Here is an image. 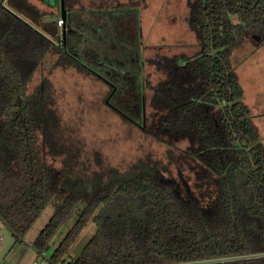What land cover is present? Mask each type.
<instances>
[{
    "label": "trees",
    "instance_id": "trees-1",
    "mask_svg": "<svg viewBox=\"0 0 264 264\" xmlns=\"http://www.w3.org/2000/svg\"><path fill=\"white\" fill-rule=\"evenodd\" d=\"M69 3L59 25L60 9L0 0V217L16 242L60 189L64 199L33 240L34 257L83 205L48 264L65 258L90 220L94 233L69 264H264V146L233 65L236 48L264 41V0H187L198 50L146 58L161 77L144 80L140 127L166 142L177 178L144 164L86 186L73 170V142L61 141L48 78L28 87L47 55L56 56L52 67L93 72L73 53L82 37L65 27L75 21ZM180 141L185 148L174 151Z\"/></svg>",
    "mask_w": 264,
    "mask_h": 264
},
{
    "label": "rangeland",
    "instance_id": "rangeland-1",
    "mask_svg": "<svg viewBox=\"0 0 264 264\" xmlns=\"http://www.w3.org/2000/svg\"><path fill=\"white\" fill-rule=\"evenodd\" d=\"M30 1L56 14L61 10L54 0ZM116 2L138 4L126 8L111 6ZM107 3L111 5L108 7L105 5ZM69 4L68 8L75 19L73 25L82 37L78 58L83 64L103 59L100 61L101 68L105 70L109 69L107 64L110 60L123 64L126 69L137 74L140 94L146 99L150 91L144 80L156 82L161 77L146 58L158 50L170 54H191L198 50L195 33L187 21V0H70ZM256 42L248 39L244 45L236 48L233 65L243 89L244 102L264 146V41ZM55 57L47 55L43 59L28 87L31 90L44 76L48 78L53 105L61 121V141L73 142L77 152L73 170L85 186L91 183L86 181L87 178L95 179V176L100 175L105 180L109 175H124L144 164L158 168L164 177L177 178V164L169 159L166 142L140 127L141 117L134 108L135 96L129 94L130 90L123 91L121 99L112 98L108 104L106 98L111 85L87 69L72 65L52 67ZM185 146V141H180L173 150L178 151ZM54 163L60 164L59 160ZM181 166L184 174L193 177L187 165ZM72 179L64 180L65 187ZM64 196L65 192L60 189L54 194L22 240L14 243L5 255L6 262L27 264L34 258L32 242ZM78 207L49 240L47 248L43 250L46 256L67 233ZM94 230L95 225L90 220L72 242L65 257L75 259Z\"/></svg>",
    "mask_w": 264,
    "mask_h": 264
},
{
    "label": "flooded vegetation",
    "instance_id": "flooded-vegetation-1",
    "mask_svg": "<svg viewBox=\"0 0 264 264\" xmlns=\"http://www.w3.org/2000/svg\"><path fill=\"white\" fill-rule=\"evenodd\" d=\"M71 23H66L65 27L67 29H72L76 33H80L74 25L71 26ZM81 34V33H80ZM77 48L73 52L74 55L78 57ZM79 59V58H78ZM92 59V58H91ZM101 60H92L87 66L91 69L97 76L101 77L107 84L111 85V90L107 95L106 102L109 104L112 98L121 99V94L123 91L130 90L129 94L132 93L135 97V107L136 111L139 112L141 117L140 126L145 124L144 120V96L140 94L139 80L138 76L135 73H132L131 69H126L123 64L116 61L113 63L108 61L109 69L105 70L102 67ZM107 62V59H104ZM105 64V62H103ZM117 72V73H116Z\"/></svg>",
    "mask_w": 264,
    "mask_h": 264
},
{
    "label": "built area",
    "instance_id": "built-area-1",
    "mask_svg": "<svg viewBox=\"0 0 264 264\" xmlns=\"http://www.w3.org/2000/svg\"><path fill=\"white\" fill-rule=\"evenodd\" d=\"M61 18V17H60ZM63 23V19H59L58 24L61 25ZM4 221L0 217V251L4 244V228H5ZM5 256L0 259V264H12L5 261ZM71 262L70 257H65L62 261H59L57 264H69ZM27 264H48V259L45 253L42 251L38 257L32 258Z\"/></svg>",
    "mask_w": 264,
    "mask_h": 264
},
{
    "label": "water",
    "instance_id": "water-1",
    "mask_svg": "<svg viewBox=\"0 0 264 264\" xmlns=\"http://www.w3.org/2000/svg\"><path fill=\"white\" fill-rule=\"evenodd\" d=\"M59 5L61 9V18L64 21L66 19V9H65L64 0H60ZM63 33H65V27H63ZM15 242H16L15 236L11 233V231L7 227H5L4 228V244L0 251V259L8 253V251L14 245Z\"/></svg>",
    "mask_w": 264,
    "mask_h": 264
}]
</instances>
